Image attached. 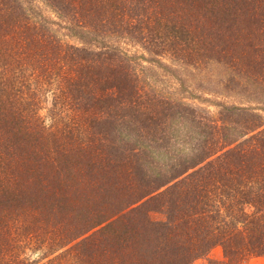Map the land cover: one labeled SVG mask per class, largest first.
<instances>
[{"label": "trees", "instance_id": "16d2710c", "mask_svg": "<svg viewBox=\"0 0 264 264\" xmlns=\"http://www.w3.org/2000/svg\"><path fill=\"white\" fill-rule=\"evenodd\" d=\"M41 2L0 0V264H190L217 245L207 264L264 256L261 115L163 97L124 47L264 82V0ZM236 75L214 92L245 89ZM173 120L188 152L165 139Z\"/></svg>", "mask_w": 264, "mask_h": 264}, {"label": "rangeland", "instance_id": "374dc122", "mask_svg": "<svg viewBox=\"0 0 264 264\" xmlns=\"http://www.w3.org/2000/svg\"><path fill=\"white\" fill-rule=\"evenodd\" d=\"M36 5H42L41 0H32ZM42 8H44L42 6ZM44 14H47V10H43ZM59 33H62L60 30ZM66 41L72 42L74 39L65 37ZM128 52L135 56L133 59L136 63V69L140 77L144 82H149V87H152L156 93H160L163 97L174 100L175 102L190 103L191 106H197L198 108L204 109V112L212 117H216L217 108L212 104L213 100H223L227 103H234L239 105H246L251 107L261 115L262 126L264 127V82L260 80L252 79L249 76H246L242 71L239 70V67H229L223 61L211 62L208 67V75L200 76L196 74L189 66L181 64L178 62L176 57L172 55L168 56V53L165 55H151L146 53L142 47L138 44L133 45H124ZM156 59V60H155ZM236 66V65H235ZM192 70V71H190ZM241 75L237 76L236 75ZM232 75L244 83L245 89H240L237 87L235 92H231L229 96H221L217 94V91L220 89L219 79L226 76ZM244 75V76H243ZM205 81V82H204ZM204 89H208L207 92ZM238 91V92H237ZM44 101L41 103L40 114L44 117L45 123H48L51 120V113L56 110L57 103L54 108V102L58 101L59 89L53 84L51 87L46 88L44 93ZM192 96V97H191ZM176 120L170 122L168 134L166 135V140L169 141L170 145L175 151L188 152L186 148L187 143H181L180 139L184 138V125H176ZM174 123V124H172ZM182 130V131H181ZM180 131V132H179ZM178 132V133H177ZM177 133V135H176ZM111 135L116 139L119 144H123V140L128 137L122 129H116L112 131ZM197 135V134H196ZM133 134H129V139H134ZM122 139V140H121ZM191 141H195V138H192ZM127 143H132L129 141ZM126 146V145H125ZM156 161H163L166 159V155L163 152L154 153ZM151 167V166H149ZM152 168V167H151ZM155 171V170H154ZM151 216L158 218L159 214L152 212ZM29 253V252H28ZM32 259L37 257V254H31ZM223 258L222 249L220 246L213 247L206 255L199 257L193 260L190 264H207L209 259L220 260ZM243 264H264V256H252Z\"/></svg>", "mask_w": 264, "mask_h": 264}]
</instances>
